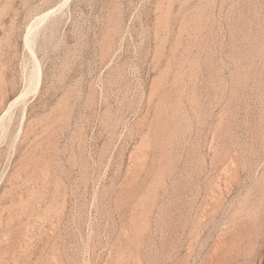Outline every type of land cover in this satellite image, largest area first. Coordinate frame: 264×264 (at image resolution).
I'll return each mask as SVG.
<instances>
[{"label":"rangeland","instance_id":"374dc122","mask_svg":"<svg viewBox=\"0 0 264 264\" xmlns=\"http://www.w3.org/2000/svg\"><path fill=\"white\" fill-rule=\"evenodd\" d=\"M0 264H264V0H0Z\"/></svg>","mask_w":264,"mask_h":264},{"label":"bare ground","instance_id":"6f19581e","mask_svg":"<svg viewBox=\"0 0 264 264\" xmlns=\"http://www.w3.org/2000/svg\"><path fill=\"white\" fill-rule=\"evenodd\" d=\"M52 10V9H51ZM53 11H55V9L53 10ZM44 17V16H43ZM42 17V18H43ZM27 41V40H26ZM40 69V68H39ZM29 85V84H28ZM28 88V87H27ZM25 92V91H24ZM18 97V96H17ZM17 97H15V99L17 98ZM21 97H22V95H21ZM11 102V101H10ZM14 102V101H13ZM11 106V105H10Z\"/></svg>","mask_w":264,"mask_h":264}]
</instances>
